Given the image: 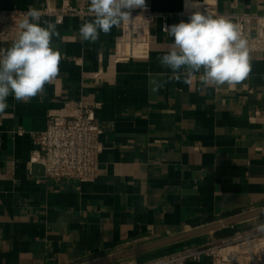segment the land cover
Returning a JSON list of instances; mask_svg holds the SVG:
<instances>
[{
	"label": "crops",
	"instance_id": "crops-1",
	"mask_svg": "<svg viewBox=\"0 0 264 264\" xmlns=\"http://www.w3.org/2000/svg\"><path fill=\"white\" fill-rule=\"evenodd\" d=\"M64 1L79 2L0 0V10ZM203 3L264 14V0H146L153 12L171 14L167 27L188 22L185 12ZM13 19L0 49L17 37L23 18ZM89 19L57 24L58 77L29 102L9 96L0 114V264H83L264 207V56L248 53L251 71L234 87H204L199 73L188 86L157 60L173 43L160 19L126 61L114 59L121 26L95 44L81 41ZM152 81L164 86L153 91ZM61 100L98 103L95 116L106 128L92 181L44 180L29 163L34 136Z\"/></svg>",
	"mask_w": 264,
	"mask_h": 264
},
{
	"label": "clouds",
	"instance_id": "clouds-1",
	"mask_svg": "<svg viewBox=\"0 0 264 264\" xmlns=\"http://www.w3.org/2000/svg\"><path fill=\"white\" fill-rule=\"evenodd\" d=\"M145 7L146 0H89L91 19L79 28L81 41L97 43L101 33L110 34L114 27L132 19L133 10ZM57 24L42 20V13L29 7L18 24L16 39L7 49H0V114L8 108L9 96L18 102H29L58 77L62 54L52 46V40L63 37ZM165 32L173 43L168 53L157 60L171 70L172 78L178 82L191 86L199 73L204 87H234L251 71L248 40L228 18L195 11L188 22L168 26ZM151 83L153 91L164 86ZM256 231L264 233V222L257 224Z\"/></svg>",
	"mask_w": 264,
	"mask_h": 264
},
{
	"label": "built area",
	"instance_id": "built-area-1",
	"mask_svg": "<svg viewBox=\"0 0 264 264\" xmlns=\"http://www.w3.org/2000/svg\"><path fill=\"white\" fill-rule=\"evenodd\" d=\"M36 9L42 16L50 17L58 24L66 17L82 19L90 16L89 0H79L75 4L64 1L59 7L44 3ZM195 11L230 19L248 40L249 53L264 56V14L223 13L207 3L185 14L191 16ZM26 12L0 10V43L9 38L13 18H23ZM131 15L132 19L120 25L121 33L115 41V61L129 60L143 50L149 40L150 24L160 19L161 30L165 32L171 16L153 12L148 5L144 9L133 10ZM60 103V107L47 112L45 129L34 136L29 163L40 166L44 180L92 181L98 173V156L102 150L99 136L106 128L95 116L98 103L92 100H61ZM124 259L118 260L117 264H185L200 263L204 259L207 264H264V233L256 231L254 227L205 244L182 247L145 262H121Z\"/></svg>",
	"mask_w": 264,
	"mask_h": 264
},
{
	"label": "water",
	"instance_id": "water-1",
	"mask_svg": "<svg viewBox=\"0 0 264 264\" xmlns=\"http://www.w3.org/2000/svg\"><path fill=\"white\" fill-rule=\"evenodd\" d=\"M261 209H264V207H260L234 216H230L218 222H213L210 224H206L204 226L193 228L191 230H187L167 238L155 240L137 247H132L124 251L117 252L115 254H111L108 256H104L83 264H110L124 258L137 256L149 251H153L173 244H177L185 240H189L207 233H212L223 228L232 227L234 225L246 222L248 220L264 216V214H261Z\"/></svg>",
	"mask_w": 264,
	"mask_h": 264
},
{
	"label": "rangeland",
	"instance_id": "rangeland-1",
	"mask_svg": "<svg viewBox=\"0 0 264 264\" xmlns=\"http://www.w3.org/2000/svg\"><path fill=\"white\" fill-rule=\"evenodd\" d=\"M262 222H264V216L257 217V219H252L250 221L240 223L239 225H235L234 227H229V229L232 230V228H233V233H235V232L254 228L257 226L258 223H262ZM220 230H222V229H220ZM201 236L196 238V239H191L192 241L190 240L187 242L185 241V243H180L182 245L181 246L178 245V248H175V249H169V247H163V248L156 249L153 251H149V252L137 255V256L128 257L121 262L131 261V260L138 262V263L139 262H145V261H148V260L160 257V256H164L166 254H170V253H172V252H174V251H176L182 247L193 246V245L195 246V244H197V243H199L198 245L205 244L207 241L211 242V240H213L215 238L223 237V236H229V235H222V234L214 235V233H210V234L204 235V236H206L205 239H199V238H203ZM117 262H119V261H115V262L110 263V264H117Z\"/></svg>",
	"mask_w": 264,
	"mask_h": 264
},
{
	"label": "trees",
	"instance_id": "trees-1",
	"mask_svg": "<svg viewBox=\"0 0 264 264\" xmlns=\"http://www.w3.org/2000/svg\"><path fill=\"white\" fill-rule=\"evenodd\" d=\"M234 226H232V227H234ZM215 234L232 235L233 234V228H232V230H230L229 227L223 228L222 230L216 232ZM176 245L177 244H173V245L168 246V247H169V249H173V247L176 246Z\"/></svg>",
	"mask_w": 264,
	"mask_h": 264
}]
</instances>
